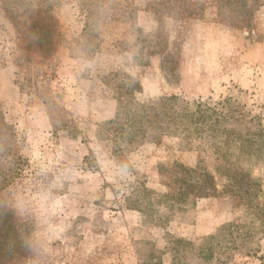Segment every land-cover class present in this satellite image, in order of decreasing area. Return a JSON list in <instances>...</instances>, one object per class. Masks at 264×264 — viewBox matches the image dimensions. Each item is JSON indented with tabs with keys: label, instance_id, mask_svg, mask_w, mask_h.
<instances>
[{
	"label": "rangeland",
	"instance_id": "374dc122",
	"mask_svg": "<svg viewBox=\"0 0 264 264\" xmlns=\"http://www.w3.org/2000/svg\"><path fill=\"white\" fill-rule=\"evenodd\" d=\"M171 95L179 122L159 138L109 131L119 96ZM222 101L264 128V0H0V264H264L240 197H162L160 167L237 158L182 115ZM239 162L264 191V156ZM217 231L223 256L176 254Z\"/></svg>",
	"mask_w": 264,
	"mask_h": 264
},
{
	"label": "trees",
	"instance_id": "16d2710c",
	"mask_svg": "<svg viewBox=\"0 0 264 264\" xmlns=\"http://www.w3.org/2000/svg\"><path fill=\"white\" fill-rule=\"evenodd\" d=\"M133 98L134 103L130 104L131 101L124 102L119 96L116 116L106 123L109 131L114 133L117 138H122L127 145H131L136 139L144 136L149 129L155 132L156 138H159L166 130H169L172 124L179 122L176 115L169 112V101L175 98L174 95L161 96L158 100L149 103L137 102L134 96ZM182 115L188 117V122L193 124L199 136L202 135L208 139L207 142L209 141L211 148L217 154L218 160L223 161L221 154L223 151L221 150L225 145L235 147L237 158L226 165L220 163L218 166L217 173L224 177L223 183L219 182V175L200 165L189 166L176 161L169 167H160L159 171L166 176V185L169 188V192L162 197L171 200V208L175 206L184 208L195 204L199 198L218 194L234 195L242 199L250 213L256 212L255 215L264 220L262 186L258 179L252 175V171L239 162L241 157L258 156L263 158V126L259 124L253 128L252 119L247 123L240 120L234 109L227 107L225 101L214 106L206 102H199L194 111ZM229 121L240 122L236 126H228L227 122ZM230 156H233V153ZM229 225L238 227L236 223ZM220 233L221 231H217L208 235L197 246H194L192 241L178 239L174 250L177 254L181 244L193 245L202 262H209L214 256L219 254L221 257L225 254V251H221L219 243L214 242Z\"/></svg>",
	"mask_w": 264,
	"mask_h": 264
}]
</instances>
